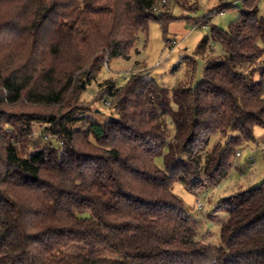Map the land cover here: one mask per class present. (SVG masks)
Returning a JSON list of instances; mask_svg holds the SVG:
<instances>
[{
  "label": "trees",
  "instance_id": "1",
  "mask_svg": "<svg viewBox=\"0 0 264 264\" xmlns=\"http://www.w3.org/2000/svg\"><path fill=\"white\" fill-rule=\"evenodd\" d=\"M168 1L0 0V264H264V180L222 199L218 245L172 192L217 184L264 126L260 0H241L227 31L186 17L209 28L195 85L132 73L106 88L108 116L80 99L150 21L165 30ZM34 123L45 143L26 152ZM215 135L226 140L209 149Z\"/></svg>",
  "mask_w": 264,
  "mask_h": 264
},
{
  "label": "rangeland",
  "instance_id": "2",
  "mask_svg": "<svg viewBox=\"0 0 264 264\" xmlns=\"http://www.w3.org/2000/svg\"><path fill=\"white\" fill-rule=\"evenodd\" d=\"M236 1L235 7H230L221 12L212 11L220 4H228ZM239 0H171L167 2L168 15L174 17L165 28L157 21H150L145 33H139L135 46L128 58H110L101 68L96 77L92 78L86 90L81 95V100L89 107L92 114L94 107L103 111L105 116L112 114L106 100V88L110 82L116 86H122L128 80L130 74L143 73L147 78H153L157 83L172 88L178 83L195 85L202 76L204 58L196 54V46L200 39L209 33L206 25L193 26L186 17H200L209 14L210 25H215L224 31L229 29L232 22L239 16L242 5ZM238 2V3H237ZM257 16L264 17V0L258 4ZM166 39L168 40L166 42ZM214 52H220L221 47L217 42L212 44ZM185 57L195 59L192 73ZM95 101V102H94ZM46 111V109H43ZM100 119L106 118L103 115ZM43 125L34 123V135L25 141L24 150L34 148L33 143L42 146L45 139L38 137ZM172 132L171 127L169 132ZM218 140L226 139L218 135L212 136L209 149ZM239 156L232 158V165L226 177L213 186H198L188 189L182 182L175 181L172 192L177 196L190 215L194 224L196 236L202 241L218 245L220 242L219 230L221 221L226 217V211L219 208L223 198L249 187L259 186L264 180V126L253 129V138L242 140L236 147ZM156 164L163 167L162 157L156 158ZM204 183V181H203ZM206 184V182L204 183ZM198 202L202 207H198ZM76 249V247H72Z\"/></svg>",
  "mask_w": 264,
  "mask_h": 264
},
{
  "label": "built area",
  "instance_id": "3",
  "mask_svg": "<svg viewBox=\"0 0 264 264\" xmlns=\"http://www.w3.org/2000/svg\"><path fill=\"white\" fill-rule=\"evenodd\" d=\"M238 2H241V0H239ZM238 2H237V3H238ZM232 5L235 6V5H236V1L232 2ZM104 102L106 103V105L109 106V104H110V100H109L108 98H106V100H104ZM236 155L239 156V152H236ZM198 207H199V208L202 207V205H201L200 202H198Z\"/></svg>",
  "mask_w": 264,
  "mask_h": 264
}]
</instances>
